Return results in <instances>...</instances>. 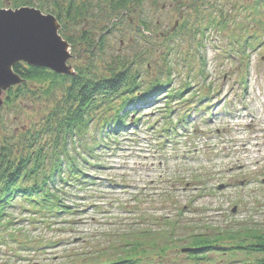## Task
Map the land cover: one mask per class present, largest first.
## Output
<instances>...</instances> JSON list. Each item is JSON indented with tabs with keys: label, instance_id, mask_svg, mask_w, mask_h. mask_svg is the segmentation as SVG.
<instances>
[{
	"label": "rangeland",
	"instance_id": "rangeland-1",
	"mask_svg": "<svg viewBox=\"0 0 264 264\" xmlns=\"http://www.w3.org/2000/svg\"><path fill=\"white\" fill-rule=\"evenodd\" d=\"M18 1L36 8L41 4L42 12L54 8L52 0ZM89 1L82 17L66 23L67 35L75 40L73 46L68 43L72 71L86 61L78 55L79 37L86 33L93 39L104 36L103 52L95 51L98 67L117 55L133 62L144 83L168 78L166 95L189 88L170 100V109H165L166 95L159 93L156 98H162L138 108L128 119L133 124L114 135L109 147L96 150L97 165L85 171L93 183L68 187L62 196L70 212L42 217L24 211L25 204L6 208L9 223L0 231V264L113 260L125 239L140 231H149V240L162 244L160 230L170 226L157 218L165 216L177 224L178 237L244 223L264 229L263 0H257V10L250 8L256 0H143L113 14L109 0ZM14 3L1 0L0 8L15 9ZM220 12L225 27L208 25L207 19H217ZM140 16L148 30L141 27ZM205 25L203 37L194 35ZM246 26L252 46L242 55L237 39ZM45 87L26 82L15 100L9 89L0 92V136L42 125L49 107ZM180 249L168 250L167 259L188 264ZM224 254L209 253L211 260L201 264H228ZM245 257L238 252L231 264Z\"/></svg>",
	"mask_w": 264,
	"mask_h": 264
},
{
	"label": "trees",
	"instance_id": "trees-1",
	"mask_svg": "<svg viewBox=\"0 0 264 264\" xmlns=\"http://www.w3.org/2000/svg\"><path fill=\"white\" fill-rule=\"evenodd\" d=\"M142 1L109 0L107 4L113 14L127 10L131 5H141ZM14 4L15 7L33 6L18 0ZM52 4L54 8L43 12L55 15L62 26V37L73 46L75 40L67 35L66 23L82 17L90 8V1L52 0ZM256 6L257 0L250 8L257 10ZM37 7L42 9L41 4ZM222 17L221 13L217 19H207L208 25L225 27L227 20H221ZM139 21L143 29H149L147 21L141 16ZM184 26L190 30L186 24ZM207 28L205 25L200 30H194V35L203 37ZM242 32L244 36L237 39V45L244 55L245 49L252 46L247 39L252 34L251 27L242 28ZM103 37L93 39L86 33L79 37L83 46L78 55L82 53L86 61L75 66L74 72L70 74H57L47 68L23 62L13 65L14 72L23 78V83L8 90L10 100H15L24 92L26 82H42L46 84L42 95L49 101V107L42 125L36 129L30 127L18 135L0 136V224L3 225L4 219L9 221V214L5 211L13 204H25L27 207L23 208L24 211H32L42 217L70 212L69 206L63 204L62 196L67 193L65 189L68 187H83L82 183H93L92 176H87L85 171L97 165L96 150L109 147L119 132L133 124L128 119L138 108L166 95L164 88L170 83L168 78L157 77L144 83L139 72L132 69L133 62L128 58L112 56L110 61H102L101 67H98L95 51L103 52ZM200 64L203 65L202 60ZM186 87L167 93L164 97L165 109H170V100L180 98L183 91L189 88ZM159 93L163 94L156 98ZM166 218H157L170 226V229L160 230L164 237L162 244H158L155 238L149 240V231H140L135 234L137 237L133 235L132 240L125 239L118 248L122 253L114 256L113 260L75 262L73 259L67 264H177L179 259L170 256L167 259L168 250L177 247L181 248L188 264L210 261L209 253L214 251L222 252L224 256V253L228 254V264L233 262L231 257L238 252L248 258L237 264H264V229L261 226L244 223L241 227L230 226L213 234L190 232L178 237L175 235L179 230L177 224L167 222Z\"/></svg>",
	"mask_w": 264,
	"mask_h": 264
},
{
	"label": "water",
	"instance_id": "water-1",
	"mask_svg": "<svg viewBox=\"0 0 264 264\" xmlns=\"http://www.w3.org/2000/svg\"><path fill=\"white\" fill-rule=\"evenodd\" d=\"M40 20L47 23L39 26ZM49 37L55 39L54 48ZM70 56L69 44L60 35L54 15L29 6L0 8V92L23 82L13 70L17 62L70 74Z\"/></svg>",
	"mask_w": 264,
	"mask_h": 264
},
{
	"label": "snow or ice",
	"instance_id": "snow-or-ice-1",
	"mask_svg": "<svg viewBox=\"0 0 264 264\" xmlns=\"http://www.w3.org/2000/svg\"><path fill=\"white\" fill-rule=\"evenodd\" d=\"M46 23L47 22L46 21H43V20L38 21V25L39 26H43ZM49 39H50V42H51V44H52V46L54 48L55 47V39H54V37H49Z\"/></svg>",
	"mask_w": 264,
	"mask_h": 264
}]
</instances>
